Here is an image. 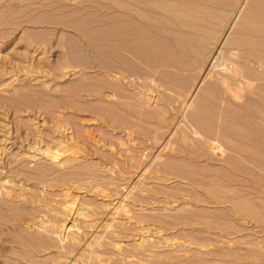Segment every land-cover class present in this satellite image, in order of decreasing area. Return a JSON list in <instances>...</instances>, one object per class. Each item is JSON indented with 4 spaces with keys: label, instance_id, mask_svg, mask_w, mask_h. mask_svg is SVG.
<instances>
[{
    "label": "rangeland",
    "instance_id": "rangeland-1",
    "mask_svg": "<svg viewBox=\"0 0 264 264\" xmlns=\"http://www.w3.org/2000/svg\"><path fill=\"white\" fill-rule=\"evenodd\" d=\"M103 14L0 0V264H264V96L174 45L116 81Z\"/></svg>",
    "mask_w": 264,
    "mask_h": 264
},
{
    "label": "bare ground",
    "instance_id": "bare-ground-1",
    "mask_svg": "<svg viewBox=\"0 0 264 264\" xmlns=\"http://www.w3.org/2000/svg\"><path fill=\"white\" fill-rule=\"evenodd\" d=\"M222 1L108 0L109 8L113 9L114 16L111 18L103 14L102 23L100 22L103 28L101 33L103 45L101 46L104 56L109 58L113 55L114 64L110 62V65L108 60L107 62L103 60L105 62L103 71L110 77L112 75L113 79L120 83L134 86L137 84V79L133 78V75H139L140 71L135 60L152 62L153 59L163 57L160 46L174 45L185 53L187 52L188 55L205 61L204 75L211 73L226 76L236 75V77L244 75L245 80L237 81L238 79L234 78L237 84L240 82L241 85L251 86L249 87L250 92L257 97L264 96V0H237L233 9L235 29H231L233 26L230 28L232 31L224 28V32L219 34V27L223 26L225 20L228 19L225 17L230 8L226 5L223 6L226 3H222ZM105 9H107L106 6ZM175 23L178 28L174 27ZM183 27L188 29L185 30ZM36 52L37 50L35 53L33 52L32 56L37 58V64H40L43 59H47L44 56L39 57ZM225 57L230 60H226ZM55 58L62 74L55 79L51 78V81L56 79L58 81V78L75 74L72 71L75 66L69 64L71 63L69 56L63 53L58 54ZM60 59L63 63L58 62ZM52 60L50 57L48 62ZM166 61L164 63H167ZM16 68L18 67L16 66ZM69 68L72 70L66 71ZM0 72L1 75L4 74L2 71ZM151 73L153 72L151 71ZM197 111H204V109L200 107ZM68 207L70 208V206ZM70 210L72 211V208ZM71 211L64 218V231L67 237L69 231L77 227V219ZM95 225H92V230L96 232L98 229Z\"/></svg>",
    "mask_w": 264,
    "mask_h": 264
}]
</instances>
